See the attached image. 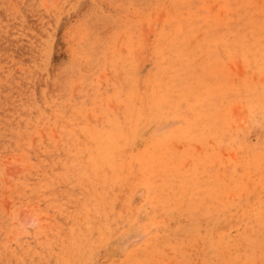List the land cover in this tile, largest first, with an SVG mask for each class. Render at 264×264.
<instances>
[{
  "label": "rangeland",
  "instance_id": "374dc122",
  "mask_svg": "<svg viewBox=\"0 0 264 264\" xmlns=\"http://www.w3.org/2000/svg\"><path fill=\"white\" fill-rule=\"evenodd\" d=\"M0 264H264V0H0Z\"/></svg>",
  "mask_w": 264,
  "mask_h": 264
}]
</instances>
